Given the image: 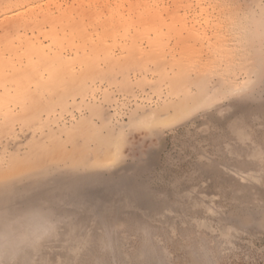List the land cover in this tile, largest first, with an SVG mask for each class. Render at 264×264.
I'll list each match as a JSON object with an SVG mask.
<instances>
[{
    "label": "rangeland",
    "instance_id": "obj_1",
    "mask_svg": "<svg viewBox=\"0 0 264 264\" xmlns=\"http://www.w3.org/2000/svg\"><path fill=\"white\" fill-rule=\"evenodd\" d=\"M0 64V264H264V0H0Z\"/></svg>",
    "mask_w": 264,
    "mask_h": 264
},
{
    "label": "bare ground",
    "instance_id": "obj_2",
    "mask_svg": "<svg viewBox=\"0 0 264 264\" xmlns=\"http://www.w3.org/2000/svg\"><path fill=\"white\" fill-rule=\"evenodd\" d=\"M75 19H76V18H75ZM93 19H94V18H93ZM93 21L95 22V20H93ZM93 21H92V22H93ZM71 22H72V21H71ZM78 23H79V22H77V25H78ZM66 24H67V23H66ZM125 24L127 25V23H125ZM67 25H68V24H67ZM71 25H72V24H71ZM78 26H79V25H78ZM78 26H77V27H78ZM68 28H70V27H68ZM71 28H72V27H71ZM79 29H80V28H79ZM84 29H85V28H84ZM84 29H83V30H84ZM108 29H109V28H108ZM68 30H69V29H68ZM70 30H71V29H70ZM91 30H92V29H91ZM79 31H80V30H79ZM108 31H109V30H108ZM112 31H113V30H112ZM103 32H104V31H103ZM106 32H107V31H106ZM106 32H105V33H106ZM114 32H115V31H114ZM114 32H112V33L114 34ZM78 33H79V32H78ZM87 33H88V32H87ZM107 33H108V32H107ZM67 34H68V33H67ZM89 34H90V36H91V32H89ZM117 34H118V33H117ZM114 35H115V34H114ZM104 36H105V35H102L103 38H104ZM110 36H112V35L110 34ZM97 37H98V35H97ZM97 37H96V38H97ZM107 37H108V36H107ZM59 39H60V38H59ZM100 39H101V38H100ZM71 40H73V38H71ZM71 40H70V41H71ZM87 40H88V39H87ZM97 40H98V39H97ZM105 40H106V39H105ZM105 40H104V41H105ZM58 41H60V40H58ZM85 41H86V40H85ZM133 41H134V38H133ZM72 42H73V41H72ZM91 42H92V41H91ZM94 42H95V41H94ZM97 42H98V41H97ZM83 43H84V42H83ZM85 43H86V42H85ZM85 43H84V44H85ZM103 43H104V42H103ZM105 43H106V42H105ZM133 44H134V43H133ZM133 44H132V45H133ZM33 46H34V45H33ZM33 46H32V47H33ZM76 46H77V45H76ZM88 46H89V45H88ZM90 46H91V45H90ZM105 47H106V46H105ZM78 48H79V47H78ZM101 48H102V47H101ZM111 48H112V47H111ZM39 49H40V48H39ZM75 49H77V48H75ZM83 49H84V48H83ZM84 50H85V49H84ZM84 50H83V51H84ZM11 51H12V50H11ZM13 51H15V50H13ZM89 51H90V50H89ZM107 51H108V50H107ZM94 52H95V51H94ZM13 55H14V54H13ZM1 56H2V55H1ZM20 56H22V54H21ZM80 56H81V55H80ZM84 56H85V55H84ZM13 57H14V56H13ZM10 58H11V57H10ZM81 58H82V57H81ZM17 59H18V58H17ZM11 61H12V60H11ZM1 62H3V60H2ZM10 63H11V62H10ZM3 64H4V63H3ZM6 64H7V63H6ZM0 65H1V64H0ZM8 65H9V63H8ZM12 65H13V63H12ZM54 65H55V64H54ZM1 66H2V65H1ZM0 69L3 70L2 67H1ZM10 69H11V68H10ZM4 70H5V69H4Z\"/></svg>",
    "mask_w": 264,
    "mask_h": 264
}]
</instances>
